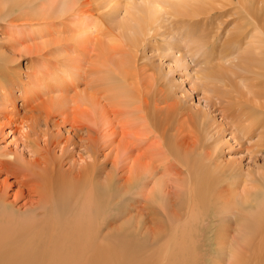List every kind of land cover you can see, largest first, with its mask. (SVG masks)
Segmentation results:
<instances>
[{"label":"bare ground","instance_id":"1","mask_svg":"<svg viewBox=\"0 0 264 264\" xmlns=\"http://www.w3.org/2000/svg\"><path fill=\"white\" fill-rule=\"evenodd\" d=\"M133 1L0 0V142L20 135L13 148L0 145V264H151L138 260L150 227L166 264H189L205 237H225L230 216L237 228L227 264H264V176L240 197L238 169L221 160L214 136L254 134L253 147L264 146V0ZM213 12L233 23L227 43H246L234 64L241 74L221 63L204 73L224 84L207 96L219 124L181 107L137 55L162 14L180 23L184 48L202 49V35L190 34L205 22L194 20ZM25 55L37 69L24 79ZM33 75L44 80L33 87ZM164 102L165 111L153 108Z\"/></svg>","mask_w":264,"mask_h":264},{"label":"rangeland","instance_id":"2","mask_svg":"<svg viewBox=\"0 0 264 264\" xmlns=\"http://www.w3.org/2000/svg\"><path fill=\"white\" fill-rule=\"evenodd\" d=\"M115 1H118V0H112V3H111V5H114V8H116V5L114 3ZM138 1L140 0H135V3ZM122 2L124 3L125 0H122ZM128 2L134 3V1L131 2V0H128ZM123 10H124L123 8L122 9L120 8L117 11L116 17H115L116 19H114V22H119L118 20L123 17ZM213 14L211 16L209 15L207 18L199 17L198 19L194 20L195 23L198 24L199 23L198 20L203 18L201 20V23L205 22V24H203L204 25L203 27L200 26L201 28L199 32H197L196 29H194V31L191 30V32L193 31V33L190 32L191 33L190 35L192 34L193 36H197V34L198 36L202 35V37L205 39V42H204L205 45L202 49L195 48L193 51L191 50L190 52V50L184 48V41H181L182 35L180 33L179 34L181 36L178 34V31L181 30V26L178 25L180 23L176 24L175 23L176 19L174 18L171 19L166 14H162L161 16V26L162 27L157 28V30L154 32V34L156 35H154L153 32L149 31L150 33L148 34V36L150 34L151 35L149 36V38L148 36H146L145 38L146 43L148 40V46L143 45L142 46L143 48L141 49L139 48L137 55L139 56L140 54H142L140 56L143 59V60L141 59V62L146 63L147 65H150L153 68H155L156 73L159 76V82L161 81L160 84L162 83V85H164L168 93H170L171 91L170 94L175 96V98L173 97L174 98L173 100L178 98V101L182 102L180 103L181 107L184 104L183 105L184 109L186 110L187 108V110L191 113L198 112L201 110L207 111L209 116H211L212 120H215V124H219V123H224L223 122L224 119L220 115V110H215L214 107H210V101L207 99V96L212 95L211 88L213 87V83L215 85L217 82L211 80L210 78H207L204 73L206 70L211 69L213 64H217V63L218 64L221 63V65L226 69H232V70H235L237 73H240L239 66H234V64L238 61L237 56L239 52L243 49L244 44L246 46V43L245 41L242 45L234 44V41H230V43H227V39L233 40L232 38L229 37L230 36L229 33L232 32L233 23L225 26L224 24L220 23L219 18H218L219 20L216 19L217 13L213 12ZM114 22H112V24H116ZM169 24L172 25L171 29H170ZM178 28L180 30H178ZM194 32L197 34H195ZM177 34L180 37V39L177 36ZM167 43H174L175 44L174 46H176L177 48L175 47L176 49H172L171 51L165 50ZM156 46L159 48V50L154 49V47ZM215 46H216V49H215ZM225 49H227L228 51ZM201 53H204L206 56V58L202 61H201V58H202ZM27 55H25L24 57H21L22 59L19 61V70H20V73L22 74V77L24 76L23 77L24 79H25L26 74L24 75L23 73L30 72L32 70L34 71L37 69V68L36 69L34 68L36 64L34 65L33 63H31L33 65L32 66L29 60L26 59ZM177 59H179V61ZM48 61L50 63L51 60H48ZM45 62L46 61L43 60V63ZM47 64L45 66L48 69L45 68V70H43L44 68L40 66L41 71L43 70V73L45 71L49 72L51 70L50 69L51 66L47 67ZM223 67H222V73L224 76L225 75L227 76V78L225 77V80L229 78L232 83H235L236 88L237 86H239V88L244 91L245 88L241 82L242 79L239 77L238 78L236 77L237 73L235 72L236 73L235 75L233 73V77H232L231 73L230 75H229V72L228 74H226L227 72L223 69ZM36 75L35 77L33 75L32 78L30 79L32 83L35 82V84L33 83L32 85L33 87L34 85H37V82H40L39 80H41V79H38L39 76L37 75L38 76L37 77ZM42 75L43 74H41L40 76ZM36 77L38 80L36 79ZM206 81H210L211 83L206 82ZM244 81L245 80H243V82ZM208 83H209L210 89L206 91L207 93H205L204 89H207ZM218 85L220 86L222 85V83L219 82L217 83V86ZM220 87L224 88V84L223 86H220ZM153 88L155 89L156 87L154 86ZM10 91L13 93L19 94L17 89H14L13 91L10 90ZM154 91H152L153 93L152 95L155 96L156 101H158V99L163 97L162 95H160V92L155 91L160 95L159 97L157 94H155ZM245 96H250V94L247 93ZM164 103L166 104L164 105L161 104L162 106L157 104L158 106L156 105L153 108H155L157 111H158L157 108H159L160 111L161 110L165 111L166 110L165 106L167 105V102H164ZM20 104H21L20 101H18L19 107H20ZM20 113H22V110L20 111ZM241 124H243V122L237 116L233 122L232 128L237 129L238 127H240ZM69 127L70 125H68V128ZM234 135H236L234 134V132L231 133L230 130H225L221 132L220 134H215L214 136L219 138L218 150L221 156V160L225 163L232 162L234 166L238 169L239 185L236 188V192L241 197V196H245V194L248 192H253V193L256 192V189H258V186H257L259 182L258 179L264 176V146H261L259 148L253 147V144L255 143L257 139V136H255L254 134H252V137L248 138L249 140L245 138H242L241 140H236ZM18 137H20L18 133L8 134L6 135V138L3 139L2 142H0L1 143L0 145H3V146L8 145L11 148H13L14 144L12 142ZM101 137L102 136H100V139ZM108 161H106V165H105L106 170L110 169L111 163ZM79 163H81V161ZM3 177H4V174H0V181L3 179ZM101 180L102 178H100V181ZM16 189H17V186L13 185L9 189V192L14 193ZM10 198H12V196ZM136 221L137 220L135 219L132 222V225L136 224V228H139V224ZM227 222H228L227 231L225 233V237H218V238H215V236H212L210 238L205 237L206 238L205 240H203L202 242L200 241L201 246L200 245L198 246L199 248H197L198 250L196 251V255L195 257H193L192 261H190L189 264H227L228 246L231 240L233 239V238L231 239V237L232 236L234 237V233L237 228L234 217L230 216ZM120 223L121 222H116L115 224H112V228L118 227ZM142 231H144V229H142ZM148 232H149L148 238H147L148 240L145 242V245H144L145 247L142 250V252L141 251L139 252L140 256L138 257V260L144 257V259L150 260L151 264H166L167 258L165 254L163 253L164 248L161 247V240L155 236V233H156L155 229L150 227L148 228ZM228 235L230 236L226 237ZM152 237H155V239L154 238L152 239ZM137 238L139 239L143 238L142 233L138 234ZM263 239H264V236H263ZM259 245H261L263 249H261L258 252H260L264 256V241L262 244L259 243ZM249 253L250 252H247L246 254H249Z\"/></svg>","mask_w":264,"mask_h":264}]
</instances>
